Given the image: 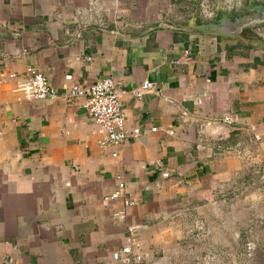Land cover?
<instances>
[{
    "label": "crops",
    "instance_id": "obj_1",
    "mask_svg": "<svg viewBox=\"0 0 264 264\" xmlns=\"http://www.w3.org/2000/svg\"><path fill=\"white\" fill-rule=\"evenodd\" d=\"M168 2L0 0V261L121 264L134 244L142 264L180 263L183 207L243 170L247 141L264 147V24H176ZM28 67L60 95L66 75L112 79L139 136L101 149L80 101L32 100L7 78Z\"/></svg>",
    "mask_w": 264,
    "mask_h": 264
},
{
    "label": "rangeland",
    "instance_id": "obj_2",
    "mask_svg": "<svg viewBox=\"0 0 264 264\" xmlns=\"http://www.w3.org/2000/svg\"><path fill=\"white\" fill-rule=\"evenodd\" d=\"M263 13L264 0H169L164 15L198 27ZM240 156L244 168L237 176L183 207L177 264H264V147L247 141Z\"/></svg>",
    "mask_w": 264,
    "mask_h": 264
},
{
    "label": "built area",
    "instance_id": "obj_3",
    "mask_svg": "<svg viewBox=\"0 0 264 264\" xmlns=\"http://www.w3.org/2000/svg\"><path fill=\"white\" fill-rule=\"evenodd\" d=\"M2 76L0 74V79L3 78ZM7 78L10 80L19 78L20 91L32 100L42 101L61 97L67 103L80 101L81 109L92 119L96 126V134L99 136L98 146L101 149L121 147L128 139L136 138L140 134L138 128L127 129L122 105V96L125 93L118 90L114 81L110 78H102L91 85L83 86L73 83V77L66 75L64 81L70 83L71 86L65 89L61 95L41 72L32 67L26 68L19 77L15 74H9ZM153 88L154 85L146 81L139 86L138 90L132 92V95L135 99H141L145 93ZM224 121L227 124L231 123L229 118ZM155 131L156 129H152V132ZM168 134L172 136L173 132ZM111 157L115 158L116 154H112ZM163 177H167V174H164ZM124 189L125 186L122 183L118 184L117 191L111 194L109 199L116 200L120 198ZM123 205L128 207L132 203L124 200ZM115 217L123 219L125 212L120 211ZM135 249L137 250V246L134 244L123 247L112 255V260L121 264H142L143 256ZM0 264H13V261L11 259L2 260Z\"/></svg>",
    "mask_w": 264,
    "mask_h": 264
},
{
    "label": "water",
    "instance_id": "obj_4",
    "mask_svg": "<svg viewBox=\"0 0 264 264\" xmlns=\"http://www.w3.org/2000/svg\"><path fill=\"white\" fill-rule=\"evenodd\" d=\"M238 25H234L235 33L240 32L246 28L256 27L264 24V13L260 17L238 22Z\"/></svg>",
    "mask_w": 264,
    "mask_h": 264
}]
</instances>
